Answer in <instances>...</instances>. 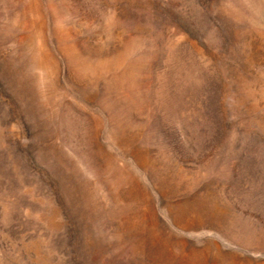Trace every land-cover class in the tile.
Segmentation results:
<instances>
[{
  "label": "rangeland",
  "instance_id": "374dc122",
  "mask_svg": "<svg viewBox=\"0 0 264 264\" xmlns=\"http://www.w3.org/2000/svg\"><path fill=\"white\" fill-rule=\"evenodd\" d=\"M0 264H264V0H0Z\"/></svg>",
  "mask_w": 264,
  "mask_h": 264
}]
</instances>
